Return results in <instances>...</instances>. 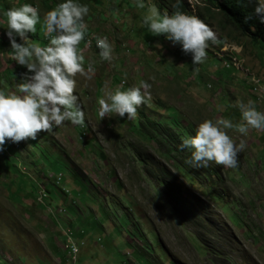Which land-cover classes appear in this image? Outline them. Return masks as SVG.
<instances>
[{
  "label": "rangeland",
  "instance_id": "374dc122",
  "mask_svg": "<svg viewBox=\"0 0 264 264\" xmlns=\"http://www.w3.org/2000/svg\"><path fill=\"white\" fill-rule=\"evenodd\" d=\"M7 1L9 7L17 3V0ZM90 1L93 10L83 18L85 35L106 37L112 48V58L100 60L99 50L88 46L79 53L85 72L73 76L76 80L73 92L83 112L84 127L65 120L61 126L36 134L41 148L45 145L42 138L45 136L55 142L61 152L51 153V148H47L43 150L44 156L39 158L43 154L39 156L40 150L32 147L30 139L12 143L14 153L0 145V150L13 158L15 164V170H10V174L0 167V264H60V261L64 264L62 255L63 249L67 251V240L75 242L81 238L85 244L79 247L77 264H122L124 258L125 264H129L128 261L145 264L137 257L139 254L134 253L135 248L128 245L137 237L124 231L121 234L112 227L113 213L99 215L98 202L106 208L109 196L115 197L113 201L117 202H111L116 208L123 209L121 196L133 203L135 220L141 222L143 229L156 233L166 258L174 264H229L227 257L236 264H264V129L249 128L243 135L233 129L225 130L234 143L241 139L245 142V147L237 153L236 173L231 167L209 164L220 167L223 182L219 187L225 189L226 200L241 204L239 207L227 203L229 209L233 205L234 213H239L241 225L230 221L228 210L203 196L198 188H192L194 199L206 207L205 222L213 228L211 235L189 226L184 217L169 209L164 194H157L153 189L156 186L152 176L119 148L120 142L134 137L126 132L125 126L117 123L115 114H106L100 119L96 111L100 96L117 87L120 90L139 87V81L144 80L150 87L141 89L142 95L147 91L148 100L153 97L154 102L162 101L167 107L181 110L195 126L204 119L220 117L236 123L240 119L239 103L251 100L258 111L264 112V66L258 51L262 50L231 31V26L222 24L219 18L208 20L205 24L216 35V42H208V48L214 52L211 55L221 58L230 53L238 54L240 69L244 72L233 71L227 75L222 69V61L216 63L211 57L194 66L190 54L182 53L178 44H171L162 34L148 33L140 23L144 9L136 8L134 0ZM180 1L193 11L196 5L199 11L206 7L203 0ZM257 1L264 6V0ZM29 2L39 6L40 0H19L18 5ZM149 2L152 1L146 0ZM2 7L0 3V9ZM2 27L0 25V49L4 47L5 50L0 52V79L5 81L7 90L16 91L20 77L15 69L10 72L15 61L6 50L10 46ZM166 65L171 75H166ZM89 66L93 69L91 72L87 71ZM195 73L204 77L201 86L192 81ZM205 83L210 84V88ZM227 106V112L223 114ZM160 111L165 113V110ZM49 144L47 142L46 147ZM145 147L154 152L152 146ZM160 163L166 162L160 160ZM50 171L54 176H49ZM79 172L86 180L74 179ZM15 178L25 181L16 193L14 190L20 182L14 184ZM168 180L176 184L173 177L169 176ZM49 181L58 187L45 184ZM44 184L52 190V200L50 194H44ZM84 184L96 193L94 200L76 199L69 194L78 193ZM59 187L67 190V197L61 194ZM73 202L78 206L74 208L77 214L70 209ZM108 212H111L110 208ZM93 215L97 218H92ZM83 230L86 232L81 236ZM195 235L205 244L208 254L196 247ZM140 238L134 243H142ZM151 257L159 261L155 252Z\"/></svg>",
  "mask_w": 264,
  "mask_h": 264
},
{
  "label": "clouds",
  "instance_id": "9594fccd",
  "mask_svg": "<svg viewBox=\"0 0 264 264\" xmlns=\"http://www.w3.org/2000/svg\"><path fill=\"white\" fill-rule=\"evenodd\" d=\"M18 1L13 7L0 9V25L3 26L4 36L8 39L10 46V49L6 48V50L15 61L10 72L15 69L20 77L19 83L15 85L16 91L7 90L5 81L0 79L1 146L4 142L8 143L6 139L12 143L26 139H39L36 135L38 132L50 131L56 126H61L65 120L74 125H82L83 112L76 103L77 97L73 92L74 83H76L73 76L83 75L85 72L82 65L83 57L79 53L88 46L99 50L97 55L100 60L112 58V48L106 37L89 33L85 35L86 25L83 18L89 11L87 4L80 3V0H59L54 7L41 12L39 6L33 2L18 5ZM179 3L180 0H175L171 5L174 10L169 14L163 9H158L154 2L134 0L136 8L144 9L140 23L148 33L162 34L171 44H178L182 53L190 54V60L194 66L202 62L204 58L211 57L217 62L222 61L224 65L222 67L231 69L232 72H244L240 69L238 54L230 53L221 58L211 55L214 52L208 48L210 44L208 42H216L215 33L205 24L206 21L203 22L195 15L180 11L177 7ZM212 9L216 13H221L215 4ZM192 12H194L193 9ZM252 12L256 15L258 22L264 24V6L257 1ZM250 18L245 16L244 19ZM243 23L247 24L245 21ZM37 24L40 25L41 32H36ZM248 27L253 29L252 25ZM231 31L248 39L251 45L255 46L248 35L234 30L232 26ZM34 32H36L37 41L30 40L27 35ZM15 37H18L21 42L18 43ZM2 50L5 48H1L0 52ZM206 50L209 52L206 53ZM261 57L264 66L262 54ZM92 70L91 66L87 68L89 72ZM197 75L199 73L192 76V81L198 80ZM184 78L188 77L184 76ZM204 85L210 88V84ZM96 87L98 88L97 83ZM149 87L148 83L141 80L139 87L133 86L125 90L117 87L111 93H105L96 101L97 116L100 119L106 114H115L116 119L117 116L125 118L134 116L136 108L146 102L145 97L149 95L147 91L142 95L141 89L146 90ZM238 108L240 115L238 122L233 123L230 119L223 117L215 120L204 119L197 124L193 135L181 139L177 148L190 153L185 159L186 164L192 168L207 167L209 162L223 167L236 165L237 153L245 147V142L241 139L238 143H234L225 130L233 129L243 135L249 128L264 129V112L258 111L251 100L239 103ZM42 176L48 178L44 173ZM49 176L54 174L51 173ZM52 183L49 181L45 184ZM43 192L46 194L45 191ZM44 194L42 193V196ZM75 242L79 244V247L85 244L83 239ZM63 250L65 252L63 262L70 264L67 251ZM78 254L79 252L76 254V264ZM125 261L126 258L122 264H125Z\"/></svg>",
  "mask_w": 264,
  "mask_h": 264
},
{
  "label": "trees",
  "instance_id": "16d2710c",
  "mask_svg": "<svg viewBox=\"0 0 264 264\" xmlns=\"http://www.w3.org/2000/svg\"><path fill=\"white\" fill-rule=\"evenodd\" d=\"M150 1L156 3L158 9H163L169 14H171V12L174 10L171 5L175 2V0ZM7 2V0H0V3L3 4L2 8L9 7ZM58 2L59 0H40L39 9L41 12H45L49 8L54 7ZM97 2L98 0H94V3ZM203 2L206 4V7H204L202 11H199V7L196 5V9L194 12H192V10L186 8L181 1L177 7L180 11L197 16L203 22L207 20H217L219 18L222 24L229 23L234 30H239L242 34L249 36L252 43L257 45L262 50L258 51L262 54L264 59V24H260L256 15L252 12L253 7L257 4V0H203ZM80 3L87 4L88 9L93 10L92 2L90 0H80ZM213 4H215L220 9L221 13H216L212 9ZM245 16H250L251 18L245 20ZM243 21L247 22V24H244ZM249 25L253 26L252 30L248 27ZM36 29V32H41L39 24H37ZM36 32L27 34L30 40H38L36 37ZM15 39L18 43L21 42L18 37H15ZM158 65L161 64L159 63ZM222 69L227 75L232 73L231 69H226L224 67ZM165 73L166 75L172 74L169 70V66L165 68ZM217 77H219V74ZM197 78L198 80H194V82L197 86H201L202 82L204 81V77L201 75V73H199ZM217 84L219 86L221 85L219 78L217 80ZM151 98V100H148L146 97V102H143L141 107L138 106L136 108V113L131 120H127V118L119 116H117V119L115 118L117 123L120 126H125L126 132L134 137V139L120 142V150H124L129 155V157L134 160L137 166H141L143 171L146 170L152 176L156 186V188L153 187V189L157 191V194H164L165 203L169 205V209L173 212L179 213L182 217H184L189 226L200 228L207 234H213V228L211 229V227L205 222L206 216L204 213H207L206 207L194 199L191 191L192 188H198L203 196H206L211 201H216V205H219L221 209L224 207L225 211L228 210L229 212H227L230 221L235 225H241L242 218L240 217L239 213L236 211V213H234L232 209L234 207L233 205L231 206V209H229L227 207V203L229 202L239 207L241 204L236 200L227 201L226 195L224 194L226 192L225 189L219 187V185H221L223 182L218 170L220 167L210 166L209 164L212 162H209L207 167L192 168L185 163V159L190 154L189 151L177 148V145L181 142L183 137L194 134L197 125L195 126L191 121H188L189 118L184 115L181 110H178L172 106L167 107L162 101L154 102L153 97ZM227 108L228 106L224 109L223 114L227 112ZM161 109L165 110V113H162L160 111ZM180 114L182 116H180ZM42 138L44 139L45 143L42 148L38 145V139H30L32 147L36 150H40L39 156L41 153L43 154L39 158L44 156L43 150L47 148H51V153L55 150L56 153L61 152V150L57 148L55 142L50 141V139L45 136H42ZM47 142L50 144L46 147ZM8 143L4 142L3 146H5L7 150H10L12 153H14V148L11 145L12 142L9 141ZM146 145L152 146L154 152H151L149 149H147L145 147ZM150 156L155 157L154 160ZM12 160L13 158H10V156L6 155L5 152L0 150V167H3L9 174L12 173L10 170H15V164ZM56 160L58 159L56 158ZM160 160H165L166 163L162 164L160 163ZM231 169L236 173V167H231ZM170 172H173V175L170 174ZM237 173H239V176L241 177V172L238 171ZM79 174L80 175L73 176L74 179L80 177L83 181L86 180L84 175H82L80 172ZM228 175H230V173H228ZM169 176L176 180V184L168 180ZM15 179L16 180L14 181V184L20 182L17 183V189L14 190L16 193L19 191L20 187L25 181H18V178ZM50 185L52 188L56 186L55 183ZM44 191L46 194H50L49 198L52 200V190L45 186ZM59 191L63 196H68L67 190L60 188ZM69 194H72V197L76 199L87 198L89 200H94L96 193L91 189H88V185L86 186L84 184L83 188L78 193L69 192ZM107 199L109 200L107 201ZM114 199V196H109L106 198V208H104L105 210L102 208V204L98 202L97 210L101 216H106L108 213H113L115 217L114 220H112V227H115L118 231H121V234L125 232L128 234H133L134 237H137V239L141 237L140 239L142 240V243H139V240L137 241L139 244L134 243L137 239L132 243H128V245H130L132 248H135L134 253L139 254L137 257H140V260L145 264H174L171 259L166 258L167 256L162 250L156 233L152 230L143 229L141 222L139 220H135V213L133 211V207L135 206L133 203L128 198H126V196H121L120 202L123 205V209H120L119 207L116 208L113 206L111 201ZM85 202L87 201L85 200ZM116 202L117 201H113V203ZM74 208H78L75 202H73V208L70 207V209H72L73 214H77L78 212ZM109 208L111 209V212H108ZM124 210L126 212H124ZM95 217L94 215L92 216L94 219ZM128 229H130V231ZM85 232L86 231L83 230L80 232V235L83 236ZM193 241L196 244V247L202 253L208 254V249L197 235L194 236ZM154 252L159 257V261L154 259V257H151ZM62 256L65 257V252ZM133 258L138 260L136 257ZM226 260L229 264H236L229 257H227ZM128 262L131 264L130 261Z\"/></svg>",
  "mask_w": 264,
  "mask_h": 264
},
{
  "label": "built area",
  "instance_id": "2783aa9c",
  "mask_svg": "<svg viewBox=\"0 0 264 264\" xmlns=\"http://www.w3.org/2000/svg\"><path fill=\"white\" fill-rule=\"evenodd\" d=\"M78 250H79L78 243L70 242L67 240V254L70 257V264H76V254Z\"/></svg>",
  "mask_w": 264,
  "mask_h": 264
},
{
  "label": "bare ground",
  "instance_id": "6f19581e",
  "mask_svg": "<svg viewBox=\"0 0 264 264\" xmlns=\"http://www.w3.org/2000/svg\"><path fill=\"white\" fill-rule=\"evenodd\" d=\"M205 5H206V4H205ZM207 52H209V50H206V53H207ZM120 80H121V79H120ZM120 80H119V82H120ZM121 83L124 85V82H123V81H122ZM0 149H1V147H0Z\"/></svg>",
  "mask_w": 264,
  "mask_h": 264
}]
</instances>
